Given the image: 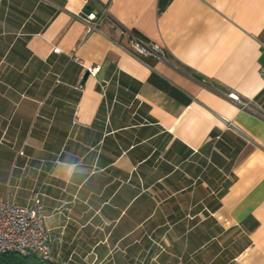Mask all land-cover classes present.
<instances>
[{
  "label": "crops",
  "instance_id": "1",
  "mask_svg": "<svg viewBox=\"0 0 264 264\" xmlns=\"http://www.w3.org/2000/svg\"><path fill=\"white\" fill-rule=\"evenodd\" d=\"M261 42L264 0H0V199L54 264H264Z\"/></svg>",
  "mask_w": 264,
  "mask_h": 264
},
{
  "label": "built area",
  "instance_id": "2",
  "mask_svg": "<svg viewBox=\"0 0 264 264\" xmlns=\"http://www.w3.org/2000/svg\"><path fill=\"white\" fill-rule=\"evenodd\" d=\"M106 13L105 7L98 13L88 10L83 12L81 19L86 24L88 33L97 30ZM132 37L136 54L168 61L163 47L136 35ZM261 46L264 47V42H261ZM75 60L79 62V59L75 58ZM88 70L91 74H95L98 68L90 67ZM259 74L264 78V69H260ZM228 97L238 103L241 109H249L252 105L250 101L243 100L232 91L228 93ZM19 154L22 155L23 152L20 151ZM10 251L21 256L38 257L49 264H54L51 240L44 227V210L39 193L35 195L33 204L29 207L19 206L8 197L0 199V254Z\"/></svg>",
  "mask_w": 264,
  "mask_h": 264
},
{
  "label": "trees",
  "instance_id": "3",
  "mask_svg": "<svg viewBox=\"0 0 264 264\" xmlns=\"http://www.w3.org/2000/svg\"><path fill=\"white\" fill-rule=\"evenodd\" d=\"M0 264H49L38 257L21 256L16 252L10 251L0 254Z\"/></svg>",
  "mask_w": 264,
  "mask_h": 264
}]
</instances>
